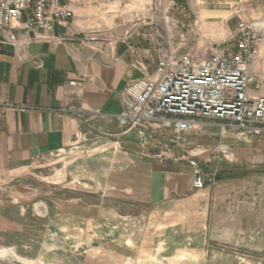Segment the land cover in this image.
Listing matches in <instances>:
<instances>
[{
  "label": "rangeland",
  "instance_id": "rangeland-1",
  "mask_svg": "<svg viewBox=\"0 0 264 264\" xmlns=\"http://www.w3.org/2000/svg\"><path fill=\"white\" fill-rule=\"evenodd\" d=\"M181 1L90 0L78 29L86 45L104 50L142 23L197 58L230 39L221 22L203 36ZM213 123L185 139L205 146L200 162L218 169L215 181L166 203L101 192L83 172L70 179L66 152L0 180V264H264V134Z\"/></svg>",
  "mask_w": 264,
  "mask_h": 264
},
{
  "label": "crops",
  "instance_id": "crops-1",
  "mask_svg": "<svg viewBox=\"0 0 264 264\" xmlns=\"http://www.w3.org/2000/svg\"><path fill=\"white\" fill-rule=\"evenodd\" d=\"M89 2L79 0L69 23L55 25L56 40H33L21 57L12 45L0 44V180L25 174L48 155L66 152L72 157L70 179L78 180L83 172L85 182L101 192L114 190L155 204L188 196L194 190L191 166L153 157L154 149L141 147L134 132L123 133L117 118L125 84L154 73L160 56L177 49L142 23L112 47L93 49L78 29L80 12L90 15ZM181 2L183 15L194 14L207 38L211 23H227L231 38L238 21L264 19V0ZM251 69L264 92V41Z\"/></svg>",
  "mask_w": 264,
  "mask_h": 264
},
{
  "label": "built area",
  "instance_id": "built-area-1",
  "mask_svg": "<svg viewBox=\"0 0 264 264\" xmlns=\"http://www.w3.org/2000/svg\"><path fill=\"white\" fill-rule=\"evenodd\" d=\"M78 1L0 0V44L12 45L21 57L33 40H56L55 25L69 23ZM262 41L264 19L240 20L235 35L213 43L204 58L177 51L162 54L154 73L123 87V109L117 115L122 132H134L139 145L155 149L153 156L160 161L188 163L194 189L212 183L218 169L205 170L200 156L207 149L187 141L186 133L214 122L222 130L264 134L262 81L251 69Z\"/></svg>",
  "mask_w": 264,
  "mask_h": 264
}]
</instances>
